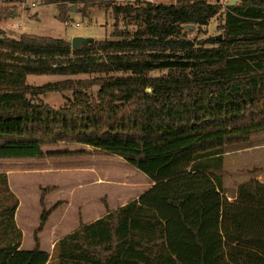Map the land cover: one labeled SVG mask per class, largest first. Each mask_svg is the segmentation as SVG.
I'll use <instances>...</instances> for the list:
<instances>
[{
    "label": "trees",
    "instance_id": "obj_1",
    "mask_svg": "<svg viewBox=\"0 0 264 264\" xmlns=\"http://www.w3.org/2000/svg\"><path fill=\"white\" fill-rule=\"evenodd\" d=\"M65 1L84 13L110 8L139 26L74 49L63 38L0 29V159L36 158L44 145L75 142L122 157L152 185L58 239L57 264H264V182L251 170L229 200L222 178L224 148L264 134V0L223 11L208 0ZM221 12L222 38L204 46L186 37L184 25H206ZM16 15L0 9V21ZM158 68L167 72L149 74ZM85 73L96 76L25 82L29 74ZM92 85L95 96L81 89ZM62 89L71 94L58 108L38 98ZM0 188V264H46L36 235L32 249H19L18 200L2 172ZM48 214L42 210L37 231Z\"/></svg>",
    "mask_w": 264,
    "mask_h": 264
},
{
    "label": "rangeland",
    "instance_id": "obj_2",
    "mask_svg": "<svg viewBox=\"0 0 264 264\" xmlns=\"http://www.w3.org/2000/svg\"><path fill=\"white\" fill-rule=\"evenodd\" d=\"M45 3L43 0H0V9L15 8L17 15L4 19L0 29L6 36L18 37L21 33L37 36L63 38L70 42L76 35L93 37L94 39L115 38L114 31L125 29L133 32L138 28L134 20L114 18L111 9L89 7L82 12L80 3H69L65 0H54ZM154 4H170L175 0H140ZM231 0H208L211 4H220L222 11ZM241 0H235L232 5H238ZM116 4L129 3L124 0H114ZM132 3V2H131ZM231 5V6H232ZM65 9L67 18L59 17L60 8ZM75 6L74 10L70 8ZM1 22V21H0ZM223 12L215 15L203 26L186 30V37L193 43L204 46L209 37H223ZM117 28V29H116ZM165 68L155 69L149 74L160 76L166 73ZM119 74V73H118ZM96 74L55 75L29 74L25 82L31 86H40L48 82L63 80H82L88 83ZM95 96L97 85L81 88ZM151 91V90H150ZM70 89L47 91L39 94L41 102L58 108L70 96ZM251 139L253 140L252 142ZM250 142V144H248ZM248 144L250 147L243 148ZM242 148V149H241ZM240 149V150H239ZM42 155L36 158H2L0 172L7 176L10 193L18 200L15 223L23 232L24 248L34 246V236L38 238V246L48 251L50 259L47 264H57L54 250L55 242H45L41 239L43 232L49 228L57 229L61 238L66 232L73 230L83 216L89 213V220L102 217L106 210H114L119 206L137 198L148 189L152 182L139 169L130 165L122 157L96 150L90 146L75 142H58L44 145ZM67 151V154L53 152ZM222 178L224 194H231L239 181L235 170L240 167L242 172L246 165L250 167L264 166V134L252 135L246 143L227 145L224 152ZM255 173L257 168H253ZM249 170V172L251 171ZM255 175V174H254ZM6 193L0 188V199ZM43 198L42 204L40 198ZM49 210L46 222L37 231L42 210ZM59 228V229H58ZM32 232V233H31ZM32 234V236H31ZM49 236V235H45ZM33 237V242L31 243ZM22 242V241H21ZM20 242V245L22 244Z\"/></svg>",
    "mask_w": 264,
    "mask_h": 264
},
{
    "label": "crops",
    "instance_id": "obj_3",
    "mask_svg": "<svg viewBox=\"0 0 264 264\" xmlns=\"http://www.w3.org/2000/svg\"><path fill=\"white\" fill-rule=\"evenodd\" d=\"M5 21H7V20H5ZM5 21H1L0 22V25H2ZM253 140L251 139V141L250 142H252ZM250 142L248 143V144H250ZM248 144H246V145H248ZM247 147H250L249 145L248 146H244L243 148H247ZM242 149V148H241ZM240 150V149H239ZM227 153L228 152H224V154H223V159L224 160H226V155H227ZM255 168H257L258 169V171L255 173V178L257 179V180H259L260 182H264V166H258V165H256V166H254ZM254 167H248L247 165H246V170L244 171V172H242V168H240V167H238L236 170H235V172H236V176L238 177V179H239V181L237 182V184L234 186V190H233V192L231 193V194H227V198L229 199V200H233L235 197H236V189H237V185L238 184H241V183H243V182H245V181H247V180H249L250 178H251V174L249 173V170H251V169H253ZM223 187H224V182H223ZM17 211V210H16ZM18 215V214H17ZM17 215H16V212H15V219L17 218ZM90 215H89V213H87V214H85L84 216H83V220L81 221V222H79L78 224H77V226L73 229V230H71V231H69V232H66L64 235H62L61 237H63V236H65V235H67L68 233H71L72 231H74V230H76L78 227H79V225H80V223H82V224H87V223H90V222H92V221H94V220H96L97 218H95V219H92V220H89L88 219V217H89ZM59 229V228H58ZM57 229H55L54 228V230H53V228H49L48 230H46V231H44L43 232V234H41L42 235V237H41V239L43 240V241H45V242H56L58 239H60L59 237H58V235H57ZM32 233V232H31ZM45 235H49V236H45ZM31 236H32V234H31ZM22 242V244L19 246V249H22V250H29V249H32L34 246H32V247H30L29 246V248H24V243H23V232H22V240H21ZM33 242V237H32V240H31V243ZM41 250H43V251H46V252H48L46 249H44V248H40ZM49 259H50V256H49ZM49 261V260H48ZM48 263V262H47ZM46 263V264H47Z\"/></svg>",
    "mask_w": 264,
    "mask_h": 264
},
{
    "label": "water",
    "instance_id": "obj_4",
    "mask_svg": "<svg viewBox=\"0 0 264 264\" xmlns=\"http://www.w3.org/2000/svg\"><path fill=\"white\" fill-rule=\"evenodd\" d=\"M234 2H235V0H231L227 5H228V6H231ZM70 9H71V10H74V9H75V6H72ZM184 26L187 27V28H189V29H192V28L194 27L193 24H187V25H184ZM220 38H221L220 35H218V36L216 37V39H218V40H219ZM93 40H94L93 37H86V36L76 35V36L71 37V39H70V47H71L72 49H74V48H79V47H81V46H83V45H85V44L90 43V42L93 41ZM150 90H151L150 87H147V88H146V91H147V92H150Z\"/></svg>",
    "mask_w": 264,
    "mask_h": 264
},
{
    "label": "built area",
    "instance_id": "obj_5",
    "mask_svg": "<svg viewBox=\"0 0 264 264\" xmlns=\"http://www.w3.org/2000/svg\"><path fill=\"white\" fill-rule=\"evenodd\" d=\"M126 2H135V1H139V0H124Z\"/></svg>",
    "mask_w": 264,
    "mask_h": 264
}]
</instances>
